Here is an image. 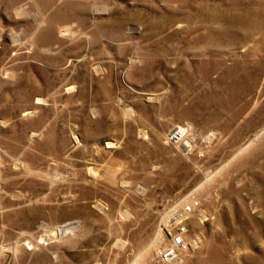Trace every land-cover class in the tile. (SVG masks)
Listing matches in <instances>:
<instances>
[{"label": "rangeland", "instance_id": "obj_1", "mask_svg": "<svg viewBox=\"0 0 264 264\" xmlns=\"http://www.w3.org/2000/svg\"><path fill=\"white\" fill-rule=\"evenodd\" d=\"M0 264H264V0H0Z\"/></svg>", "mask_w": 264, "mask_h": 264}, {"label": "built area", "instance_id": "obj_2", "mask_svg": "<svg viewBox=\"0 0 264 264\" xmlns=\"http://www.w3.org/2000/svg\"><path fill=\"white\" fill-rule=\"evenodd\" d=\"M171 138L178 139L179 137L174 138L171 134ZM185 231V226H183L181 223H178L176 227V232L172 235V245L170 247L165 248L161 252L160 257L163 261L171 262L175 259L177 249L182 248L184 246L183 233Z\"/></svg>", "mask_w": 264, "mask_h": 264}, {"label": "bare ground", "instance_id": "obj_3", "mask_svg": "<svg viewBox=\"0 0 264 264\" xmlns=\"http://www.w3.org/2000/svg\"><path fill=\"white\" fill-rule=\"evenodd\" d=\"M181 133H182V130H181V128H176V129H174V130H172V137H180V135H181Z\"/></svg>", "mask_w": 264, "mask_h": 264}]
</instances>
